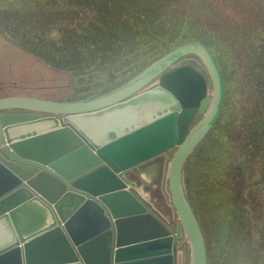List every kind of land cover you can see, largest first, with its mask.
I'll list each match as a JSON object with an SVG mask.
<instances>
[{
	"label": "water",
	"instance_id": "1",
	"mask_svg": "<svg viewBox=\"0 0 264 264\" xmlns=\"http://www.w3.org/2000/svg\"><path fill=\"white\" fill-rule=\"evenodd\" d=\"M191 54L207 76L176 66ZM225 97L216 57L193 41L102 96L0 98V264H176L180 239L189 241V264H208L184 168ZM159 158L175 222L128 176Z\"/></svg>",
	"mask_w": 264,
	"mask_h": 264
},
{
	"label": "rangeland",
	"instance_id": "2",
	"mask_svg": "<svg viewBox=\"0 0 264 264\" xmlns=\"http://www.w3.org/2000/svg\"><path fill=\"white\" fill-rule=\"evenodd\" d=\"M164 1L0 0V98L32 96L75 101L73 96H102L128 82L165 52L185 42V38L207 39L232 89L221 115V123L228 127L214 129L215 136L202 149L203 157L185 164L187 194L192 188L191 198L198 203V213L195 212L205 236L208 264H264V245L257 252L250 244V234L247 240L246 234V238L243 234L238 236L234 230L237 218L239 222L240 193L243 196L248 191L257 199L260 197V185L239 188L237 175L242 176V180L247 177L254 184L255 177H251L254 165L264 157V106H261L264 105V63L260 70V65L253 58L249 59L247 49L249 42L252 46V37H258V49L262 43L263 49L259 51H264V40H261L264 39V7L250 4L263 1H243L245 13L232 4L234 0ZM150 26L157 37L150 33ZM14 35L21 39L19 43L9 37ZM121 37L128 42L131 54L121 52L120 55L114 48L111 57L93 51L88 54L93 46L102 42L117 44ZM244 43L247 47L242 45L241 51L235 48ZM75 44L85 54L74 52V60L78 61L63 64L69 54L57 47L69 45V52ZM135 47H138L136 51ZM241 53H244L242 63ZM180 65H192L208 74L203 60L194 54L180 60L176 66ZM207 92L213 94L211 80H208ZM203 115L197 114L191 128ZM246 117L251 119L246 122ZM240 127L243 134L250 136L256 131L261 143L252 139L245 145L244 138H235L239 136ZM175 151L172 149L170 155ZM235 160L243 163L235 166ZM158 185L156 183L152 190L154 194H159ZM168 193L172 202L170 191ZM258 204L259 209L250 215L253 218L246 217L248 222L253 220L254 229L258 225L257 241L264 244V207L260 200ZM184 244L185 262L189 264V241Z\"/></svg>",
	"mask_w": 264,
	"mask_h": 264
},
{
	"label": "trees",
	"instance_id": "3",
	"mask_svg": "<svg viewBox=\"0 0 264 264\" xmlns=\"http://www.w3.org/2000/svg\"><path fill=\"white\" fill-rule=\"evenodd\" d=\"M171 0H165L164 3H168L170 2ZM235 2H232L233 5L237 6V9L239 11H241L242 13H245L244 11H242V8L244 9V4L243 1L245 0H234ZM263 3L257 1V2H251L250 4H255V5H260L261 7L263 6L264 7V0H262ZM156 4V3H155ZM240 7V8H238ZM263 12H264V8H263ZM151 13V12H149ZM156 18H157V15H156ZM150 21V20H149ZM2 30V29H1ZM149 31L150 33L152 34H155V37H157V32L155 30H152V27L150 26L149 27ZM3 32V30H2ZM119 33V32H118ZM125 35V34H124ZM13 41L18 42V40L21 41V39H19V36L18 35H14V36H9ZM124 37H121L119 42L116 44V43H104L102 42L101 44H98L96 46H93V48L91 49V51L88 53L89 55L91 54V52H100L103 54V56L105 57H111L112 56V49H116L118 50V52L120 53L121 55V52L123 53V55L127 54H131L132 52L130 50H128V42H124L122 39ZM258 37H255L253 38L252 37V46L250 47V42H249V47H247V43H244V44H241V45H236V49H238L239 51H241L244 47H241L242 45H245L248 49V54L250 55L249 59L253 58L255 63L256 64H259L260 65V70L263 69V63H264V58H263V55H264V51H259L261 48L263 49V45L262 43L260 44V47L258 49V42L259 40L257 39ZM201 40L202 43H204L212 52V49L208 46L209 42L207 39L205 38H201L200 36H198L197 38L194 37V38H185L184 41L185 42H182L180 44H178L177 46L181 45V44H184V43H188V42H193V41H196V40ZM249 39H245V41H248ZM261 40H264L261 38ZM254 45V47H253ZM176 46V47H177ZM69 47L66 46L64 47L63 45L61 46H58L57 48L60 49V50H64L65 53H68L69 55H66V57H64V61H62L63 64L67 65L69 64L70 62L73 63V61H78V60H74V52H77V51H83L80 46H78L77 44H75L74 46H72V51H69L67 52V48ZM174 47V48H176ZM138 47H135L134 48V51H136ZM172 48V49H174ZM172 49H170L169 51H171ZM167 51V52H169ZM165 52V53H167ZM164 53V54H165ZM213 53V52H212ZM83 54H85V51H83ZM163 54V55H164ZM214 54V53H213ZM244 55V53L242 54H239V59L241 60L242 59V56ZM162 56V55H161ZM160 56V57H161ZM215 56V54H214ZM216 57V56H215ZM83 59H87V58H84ZM217 59V57H216ZM243 60V59H242ZM242 60H241V63H242ZM85 63H89V64H92V63H95L94 61H90V60H83ZM218 63H219V60L217 59ZM150 65V64H149ZM220 65V63H219ZM147 67V66H146ZM146 67H144L142 70H144ZM221 67V65H220ZM70 69V68H69ZM222 69V67H221ZM241 69V68H240ZM141 70V71H142ZM140 71V72H141ZM139 72V73H140ZM222 72L224 74V71L222 69ZM135 74V73H134ZM248 74L251 76V72L248 68ZM263 74V72L261 73V75ZM137 74H135L134 76H136ZM133 76V75H132ZM133 76V77H134ZM225 77V75H224ZM132 78V77H131ZM227 78V77H226ZM225 78V81H226V97H225V102H224V106H223V110H222V113L221 115L223 114V111H224V108H226V105H227V100H228V97L230 98V96L232 95V89H229L230 86L228 85L229 84V79ZM124 84V83H123ZM122 86V85H120ZM111 88V86L109 87ZM119 88V87H118ZM115 89V88H114ZM103 90V89H102ZM111 90H113V88H111ZM93 92V91H92ZM91 92V93H92ZM90 93V94H91ZM94 94V93H93ZM74 100H81V99H85L86 97H80V96H73ZM88 97V96H87ZM262 102V100H261ZM260 102V104H261ZM262 107L264 106L263 104L261 105ZM221 115L219 117V119L217 120V122L215 123V125L213 126V128L209 131V133L207 134V136L201 141V143L197 146V148L194 150V152L189 156L188 160L186 161V164L188 163V161H194V159H197V160H200L203 156L201 155V152H202V149L204 148V146L209 143L210 141H212V138L213 136H215L213 134L214 132V129L216 128H220V129H223L225 130L228 126L223 123H221ZM249 119L251 118H247L246 117V122L249 121ZM248 125V124H247ZM248 127L250 128L251 125L249 124ZM253 130V129H252ZM213 134V135H212ZM231 135V131L229 130V136ZM240 135H245L247 136L248 134H243L242 130H241V127L239 128V136H236L235 138H244L245 140L243 141L244 144L246 145V142H250L252 139H255L259 144L261 143V136H257L256 137V131H254V136H250L248 135L247 138L246 137H243V136H240ZM258 139V140H257ZM254 141V140H253ZM243 150V146H242V149L241 151ZM240 163H243L241 160H238L237 163H236V160L233 162V165H240ZM255 167V170L253 172V174L251 175L252 178H254V184H253V181L252 180H248L247 177H243V180H242V176H239L237 175V179H239V184H240V187L239 188H242L243 186H254L256 184V186H259L260 185V197L257 199L256 195L254 193H250L248 191H246L245 193H243V196L239 195V200H240V206H239V222H238V218L236 220V223H234V230H235V234L238 235V234H243V236L245 237V234H246V237H247V240H248V234H250V244L251 246L253 245V249H257V252L259 251V249L261 248L263 244V242L260 241H257V238H258V233H256V231H258L259 227L258 225L256 224V229H254L253 225V220L252 221H247V217H250V215H253L255 214V212L259 209L260 207V204H258V201L260 200L261 202H263V205L262 207H264V157H262L261 161L258 162V164H255L254 165ZM238 174V172H237ZM191 194H193V190L192 188H190V190L188 191V197L191 198ZM192 200V198L190 199V201ZM192 205L194 206V210L197 211L198 213V203H196L195 201H191ZM257 208V210H256ZM264 209V208H263ZM250 218H253V217H250ZM249 219V218H248ZM264 234V232H263ZM262 232H261V235H263ZM239 236V235H238ZM245 237V238H246ZM234 246H236V243H234Z\"/></svg>",
	"mask_w": 264,
	"mask_h": 264
},
{
	"label": "crops",
	"instance_id": "4",
	"mask_svg": "<svg viewBox=\"0 0 264 264\" xmlns=\"http://www.w3.org/2000/svg\"><path fill=\"white\" fill-rule=\"evenodd\" d=\"M163 167H164V159L159 158L143 165L136 172L128 174V176L136 180L138 182V185L144 189L145 193L150 194L151 200L156 206L159 213H161L165 218L169 219L170 222H175L177 220L176 219L177 211L173 206L170 205V199L166 198L165 196V193L169 195L168 193L169 188L167 189V186L165 184V186H163L162 189ZM156 183L159 184L158 185L159 194H154V192L152 191L153 189H155ZM185 241H186L185 239H180L178 242L176 264H186L185 256H184L185 254L184 249H186V245L184 244Z\"/></svg>",
	"mask_w": 264,
	"mask_h": 264
},
{
	"label": "flooded vegetation",
	"instance_id": "5",
	"mask_svg": "<svg viewBox=\"0 0 264 264\" xmlns=\"http://www.w3.org/2000/svg\"><path fill=\"white\" fill-rule=\"evenodd\" d=\"M168 71H170V69L166 70L165 72H168ZM165 72H164V73H165Z\"/></svg>",
	"mask_w": 264,
	"mask_h": 264
}]
</instances>
